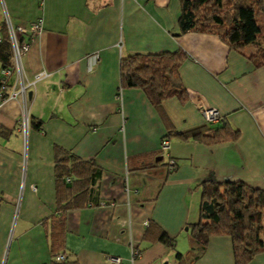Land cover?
Returning a JSON list of instances; mask_svg holds the SVG:
<instances>
[{
    "label": "crops",
    "instance_id": "0c3cea01",
    "mask_svg": "<svg viewBox=\"0 0 264 264\" xmlns=\"http://www.w3.org/2000/svg\"><path fill=\"white\" fill-rule=\"evenodd\" d=\"M180 15V0H0L1 39L6 17L13 26L42 23L22 58L23 83L48 74L0 107V264H53L59 207L69 210L57 254L79 264H235L230 238L212 237L194 254L189 228L206 181L264 191V65L255 66L254 48L181 33ZM165 53L181 55L183 99L156 105L140 88L118 90L122 59ZM6 80L19 89L16 75ZM204 108L237 138L183 139L219 126H207ZM24 114L25 137L17 131ZM169 158L176 167L167 173ZM259 246L246 264H264V236Z\"/></svg>",
    "mask_w": 264,
    "mask_h": 264
},
{
    "label": "trees",
    "instance_id": "16d2710c",
    "mask_svg": "<svg viewBox=\"0 0 264 264\" xmlns=\"http://www.w3.org/2000/svg\"><path fill=\"white\" fill-rule=\"evenodd\" d=\"M181 33H214L224 43L238 52L254 48L251 57L256 67L264 65V22L262 0H180ZM7 34V33H6ZM180 53L159 55H134L120 62V87L144 90L153 104L173 97L184 98V91L176 76L182 58ZM12 67V50L8 35L0 41V71ZM214 123H207L211 126ZM213 129L196 130L180 135L183 139L203 137L208 143L224 138L236 139L234 131L223 118ZM168 141L169 137L162 141ZM161 150V149H160ZM162 151V150H161ZM168 162V161H167ZM167 173L168 163L165 164ZM58 209L59 216L52 219L53 264H79L70 254L57 261L58 251L64 244V220L68 208ZM191 250L202 252L212 237H228L232 241L235 264H246L260 252L259 239L264 236V191L243 182L202 183L200 189L199 220L189 228ZM159 241L174 247L175 240L165 233ZM177 254V258H181Z\"/></svg>",
    "mask_w": 264,
    "mask_h": 264
},
{
    "label": "built area",
    "instance_id": "2783aa9c",
    "mask_svg": "<svg viewBox=\"0 0 264 264\" xmlns=\"http://www.w3.org/2000/svg\"><path fill=\"white\" fill-rule=\"evenodd\" d=\"M6 25L8 28L9 41L12 50V67L8 69H3L0 71V107L8 100L15 99L17 96L22 98L26 97V92L29 86L33 85L35 82L40 81L48 76L47 73L41 72L34 77V80L31 83L24 84L22 81L23 73H22V58L29 52L31 42L33 37H36L42 32V23L41 21H37L32 23L28 27L23 26H13L9 21L8 17H6ZM1 41V37H0ZM98 55L94 54L87 58L88 62V70L91 71L93 66L97 61ZM16 75L17 81L20 83L19 89L16 90V84L10 86L7 83L6 78L11 75ZM119 99V96H117ZM202 116L206 123H218L222 116L220 113L212 108H204L202 111ZM29 129V119L24 114L20 117L17 122V131L23 135L24 137L27 134ZM168 141H162L160 149L165 151L168 149ZM168 170H173L175 165V160L169 158L168 159ZM134 256H137V251L132 252ZM66 257L65 254L58 255L56 257L57 261H62Z\"/></svg>",
    "mask_w": 264,
    "mask_h": 264
},
{
    "label": "water",
    "instance_id": "95a60500",
    "mask_svg": "<svg viewBox=\"0 0 264 264\" xmlns=\"http://www.w3.org/2000/svg\"><path fill=\"white\" fill-rule=\"evenodd\" d=\"M28 95L30 96V93Z\"/></svg>",
    "mask_w": 264,
    "mask_h": 264
}]
</instances>
